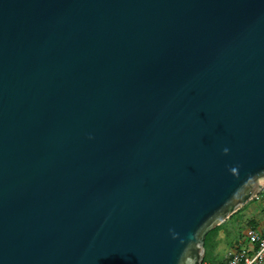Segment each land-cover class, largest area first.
<instances>
[{
  "label": "water",
  "instance_id": "95a60500",
  "mask_svg": "<svg viewBox=\"0 0 264 264\" xmlns=\"http://www.w3.org/2000/svg\"><path fill=\"white\" fill-rule=\"evenodd\" d=\"M262 178L264 0H0V264H200Z\"/></svg>",
  "mask_w": 264,
  "mask_h": 264
},
{
  "label": "built area",
  "instance_id": "2783aa9c",
  "mask_svg": "<svg viewBox=\"0 0 264 264\" xmlns=\"http://www.w3.org/2000/svg\"><path fill=\"white\" fill-rule=\"evenodd\" d=\"M244 237L249 244L248 247H229L222 254V262L214 264H264V223L260 226L249 225ZM200 264H211L202 260Z\"/></svg>",
  "mask_w": 264,
  "mask_h": 264
},
{
  "label": "rangeland",
  "instance_id": "374dc122",
  "mask_svg": "<svg viewBox=\"0 0 264 264\" xmlns=\"http://www.w3.org/2000/svg\"><path fill=\"white\" fill-rule=\"evenodd\" d=\"M264 186V178L259 181ZM244 207L236 213H233L225 220L227 229L230 230V236L225 235V230L222 229L218 232V244L214 250V253L221 256L231 245L228 241L234 240L238 237L239 231L244 227L247 221L254 219L258 222L264 221V192L258 194L256 198L249 200L243 205ZM256 218V219H255Z\"/></svg>",
  "mask_w": 264,
  "mask_h": 264
},
{
  "label": "trees",
  "instance_id": "16d2710c",
  "mask_svg": "<svg viewBox=\"0 0 264 264\" xmlns=\"http://www.w3.org/2000/svg\"><path fill=\"white\" fill-rule=\"evenodd\" d=\"M261 192H264V187L262 189ZM260 192V193H261ZM244 206H242L243 208ZM242 208L238 209L236 212H238L239 210H241ZM234 212V213H236ZM255 221L254 220H250L248 222V224L250 225H255L254 223ZM224 229L225 230V235L227 237L230 236V230L227 229V226L225 225V221H223L222 223H220L219 225H217L216 227H214L213 229H211L210 231H208L206 234H205V237H204V260H207L208 262H210L211 264H214V263H219V262H222V259L216 255L214 253V250L218 244V238H217V235H218V232L220 230ZM228 244H231L230 241L227 242Z\"/></svg>",
  "mask_w": 264,
  "mask_h": 264
},
{
  "label": "crops",
  "instance_id": "0c3cea01",
  "mask_svg": "<svg viewBox=\"0 0 264 264\" xmlns=\"http://www.w3.org/2000/svg\"><path fill=\"white\" fill-rule=\"evenodd\" d=\"M250 220H251V218H250ZM252 220H254V219H252ZM249 221L246 222V224L244 225L243 228H241V230H238L239 231L238 237L234 238V240H232L230 242L232 244V245L230 244L231 247L237 246V245L242 246V247H248V248L250 247L249 244L246 242V239L244 237V232H245L246 228L250 225V224H248ZM254 221H255L254 223H255L256 226H260L261 224L264 223V221L263 222H258L257 219L254 220ZM222 254H221L220 258H222Z\"/></svg>",
  "mask_w": 264,
  "mask_h": 264
},
{
  "label": "clouds",
  "instance_id": "9594fccd",
  "mask_svg": "<svg viewBox=\"0 0 264 264\" xmlns=\"http://www.w3.org/2000/svg\"><path fill=\"white\" fill-rule=\"evenodd\" d=\"M228 151H229V149H227V148L224 149V152H225V153H227Z\"/></svg>",
  "mask_w": 264,
  "mask_h": 264
}]
</instances>
